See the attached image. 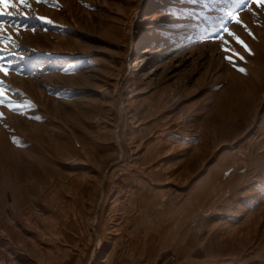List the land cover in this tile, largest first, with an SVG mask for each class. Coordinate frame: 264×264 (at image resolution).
<instances>
[{"label":"rangeland","instance_id":"obj_1","mask_svg":"<svg viewBox=\"0 0 264 264\" xmlns=\"http://www.w3.org/2000/svg\"><path fill=\"white\" fill-rule=\"evenodd\" d=\"M0 13V264H264V5Z\"/></svg>","mask_w":264,"mask_h":264},{"label":"snow or ice","instance_id":"obj_2","mask_svg":"<svg viewBox=\"0 0 264 264\" xmlns=\"http://www.w3.org/2000/svg\"><path fill=\"white\" fill-rule=\"evenodd\" d=\"M0 2H2V0H0ZM21 2H23V0H21ZM252 3H255L257 6H260V5H264V0H252ZM3 13H0V15H2ZM234 20H237L238 22V18L237 17H233ZM48 23H51V21H47ZM225 31H227V29H225ZM229 35H234L233 33L229 32L228 33ZM251 34V33H249ZM235 40L237 41V43H240L242 46L245 47L246 50L250 51L248 48H247V45L244 43L243 40H241L238 36H234ZM2 39V38H0ZM3 53V49H0V61H5L6 60V57L2 54ZM240 59H243V57H240ZM11 61H8V65L9 67L11 66ZM241 72L244 71L243 68H240L239 69ZM0 71H7V69L3 66L2 63H0Z\"/></svg>","mask_w":264,"mask_h":264},{"label":"trees","instance_id":"obj_3","mask_svg":"<svg viewBox=\"0 0 264 264\" xmlns=\"http://www.w3.org/2000/svg\"><path fill=\"white\" fill-rule=\"evenodd\" d=\"M176 13H179V12H176ZM68 60L69 61L73 60L72 62L69 63L68 66L71 67L72 69H77V68H80L84 64L85 56H71L68 58Z\"/></svg>","mask_w":264,"mask_h":264},{"label":"crops","instance_id":"obj_4","mask_svg":"<svg viewBox=\"0 0 264 264\" xmlns=\"http://www.w3.org/2000/svg\"><path fill=\"white\" fill-rule=\"evenodd\" d=\"M120 261L122 260V262H124V260L123 259H119ZM151 262V261H150ZM105 263V262H104ZM105 264H107V263H105ZM108 264H114V263H108ZM121 264H125V263H121Z\"/></svg>","mask_w":264,"mask_h":264},{"label":"bare ground","instance_id":"obj_5","mask_svg":"<svg viewBox=\"0 0 264 264\" xmlns=\"http://www.w3.org/2000/svg\"><path fill=\"white\" fill-rule=\"evenodd\" d=\"M97 244H98V241H97Z\"/></svg>","mask_w":264,"mask_h":264},{"label":"water","instance_id":"obj_6","mask_svg":"<svg viewBox=\"0 0 264 264\" xmlns=\"http://www.w3.org/2000/svg\"><path fill=\"white\" fill-rule=\"evenodd\" d=\"M113 165V164H112ZM100 202H101V200H100Z\"/></svg>","mask_w":264,"mask_h":264}]
</instances>
